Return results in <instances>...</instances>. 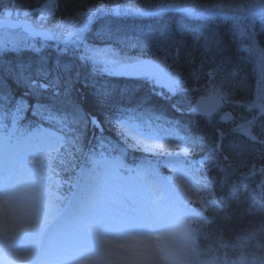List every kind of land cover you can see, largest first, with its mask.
I'll return each mask as SVG.
<instances>
[{"label": "trees", "instance_id": "obj_1", "mask_svg": "<svg viewBox=\"0 0 264 264\" xmlns=\"http://www.w3.org/2000/svg\"><path fill=\"white\" fill-rule=\"evenodd\" d=\"M43 2L0 0V17H7L3 15L6 9L13 10L10 18H25L39 26L37 13L27 16L24 13L37 9ZM254 2L261 0H59L58 10L44 21L47 27L73 17L80 20L76 13L105 5L94 13L83 33L89 46L104 52L97 57L96 64L82 61L83 46H78L74 38L63 41L67 32L73 30L71 27L58 31V38L51 42L30 38L20 30L0 31V96L6 98L0 100V108L5 114L11 113L17 99L23 97L29 105L39 101L50 106L69 121L76 105L101 120L109 112L113 119L122 116L128 128L135 120L148 129H157L160 134L172 130L176 148L201 164L194 167L196 177L192 185L201 214L188 259L193 264H260L264 260V171H261L264 144L233 131L245 121H253V134L264 129V116L259 109L247 107L249 103H259L258 96L264 94V56L261 55L264 52V10L232 11ZM161 4L176 7L159 13L143 12ZM216 5H222L223 12L216 10ZM185 6L197 11L211 8L214 14L188 16L180 10ZM240 21L245 24L242 29L250 30V36L240 38L234 27V23L240 25ZM142 58L155 60L166 72L179 73L186 91L170 96L166 86L160 82L154 84L152 79L109 76L93 71L94 67H102L105 59L128 63ZM65 65L69 70H65ZM22 78L41 83L58 80L59 87L42 91L38 96L31 95ZM214 88L227 93L229 102L209 123L189 109L194 106L195 98L213 92ZM105 89L109 96L107 104L101 105L97 92ZM159 92L169 98L156 95ZM117 108L130 111L117 112ZM224 109L234 114L228 123L219 118ZM149 119L151 125L147 123ZM20 120L31 126H51L65 137V145L58 155L53 154L55 159L44 170H57V175L69 181H62L60 190H69L77 175L76 167L83 164L78 148L85 152L92 148L99 130L90 124L86 128L80 125V139L74 145L71 141L75 133L60 131L55 123L34 116L31 107ZM69 127L76 126L69 124ZM103 134L123 150L122 158L128 164L144 160L142 139L129 132L125 141L112 124H104ZM180 134L183 140L178 138ZM193 140L199 142L193 143ZM137 141L140 146H133ZM156 163L162 173H168L160 159ZM253 165L255 172L250 174ZM200 190L207 204L200 203ZM249 236L251 240L247 239ZM253 255L258 259H253Z\"/></svg>", "mask_w": 264, "mask_h": 264}, {"label": "snow or ice", "instance_id": "obj_2", "mask_svg": "<svg viewBox=\"0 0 264 264\" xmlns=\"http://www.w3.org/2000/svg\"><path fill=\"white\" fill-rule=\"evenodd\" d=\"M176 7L172 4H161L155 9V12H162L165 8ZM59 8V0H44V2L35 10H30L24 14L30 15L37 13L40 18V24L36 28H31L33 35L44 36L49 39H57L58 31H65L68 27L73 30L67 32V38H74L78 46H83V54L80 56L82 61H92L97 63V57L104 52L103 49L89 46L85 40L83 33L87 30L88 24L98 10L105 8L104 4L96 5L94 8H87L84 11L76 13L75 17L68 20L58 22L57 24L47 27L44 24L49 17L53 16ZM215 9L223 12L222 5H216ZM257 9H264V0L261 2H254L249 5H241L239 8L232 9L233 12L253 11ZM188 16L205 17L214 14L211 8H202L199 11L189 8L187 6L180 9ZM18 14V13H17ZM227 15V13H224ZM4 16L11 17L13 10H5ZM183 26H181L182 28ZM237 31L239 28L237 26ZM252 51V49H248ZM264 56V52H261ZM102 67H94V72L107 74L109 76H130L134 78L152 79L154 84H159L155 77L149 76L144 71L142 63H125L118 59H105L102 61ZM65 70H69L65 65ZM47 74H45L46 76ZM168 82V92L170 96H175L177 93L186 91L184 88V80L179 73H165ZM30 90L31 95H40L42 91H49L53 88L59 87L58 80H49L41 83L38 80H31L29 78H22ZM216 99L224 103H228V94L221 93L217 89H213ZM60 95L59 92L56 93ZM68 89L65 88L64 95L67 96ZM156 95L168 99L163 92L156 93ZM109 92L105 89L97 92L98 102L101 105L107 104L106 98ZM6 99L0 96V100ZM259 103L252 102L247 105L251 109H259L261 116H264V94L258 96ZM203 100L197 101L193 107L189 109L190 112L199 115L206 119L209 123L212 121L213 115L221 108V104L217 103L211 107L204 108ZM31 107L33 115L38 116L41 120H46L50 124L58 125L59 130H67L75 133L74 139L71 141L74 145L78 144L80 139L79 126L83 125L85 128L90 124L93 128L98 129L100 135L97 138L96 144L88 151H81L83 158V165L81 167L80 176L84 180V185L80 194L77 195L75 206L70 209L67 214L70 220V229L65 234V243L62 246V254L64 257L63 264H79L82 256L94 250L93 232L95 230L102 231H158L165 230L174 226H181L187 228L183 224V220L193 216L192 207L184 201L181 197L175 195H166L174 192V178H164L159 176L151 166H140L134 170L133 175L122 176L121 169L125 167L122 163L123 150L117 148L112 144L111 140L104 136V124H112L118 130V136L125 141L128 139L131 129L127 127L126 121L123 117L113 119L111 113L105 114L103 120L98 119L96 115L84 112L81 108L73 105L71 120L68 117L58 115L53 109L43 103L37 101L33 105H29L27 101L21 97L17 99L15 109L11 113L5 114L0 108V127H4L2 121L8 119L9 116L13 122V128L8 135L0 137L5 143L8 142L9 137L13 136L18 130L15 128L16 121L21 119L22 114ZM175 107V105H173ZM117 112L130 111L129 109L117 108ZM179 111V109H177ZM231 114L226 113L221 116V120L231 119ZM160 119V117H156ZM151 119L147 121L151 125ZM172 123V122H169ZM178 123V122H177ZM69 124L76 127H69ZM253 121H245L243 124H238L233 131L240 132L248 137L249 140L264 144V139H258L259 136H264V129L257 134L252 132ZM141 132L140 129H136ZM19 136L15 137V155L12 166L6 167L0 173V195L5 200H11V193L15 192L23 184H37L43 185L45 177L37 175V165L41 171L45 169L51 161L55 159V154L58 153V145L65 143V137L59 131L52 129H44L40 126L33 131L19 130ZM221 136L224 134L221 133ZM135 139V137H133ZM184 138L181 137V140ZM193 143H198V140H193ZM133 146H140L137 141ZM145 151H154L155 147L144 145ZM99 149V151L97 150ZM116 153V155H113ZM29 157H32L29 160ZM227 159V157H225ZM133 172V169H128ZM261 171H264L262 169ZM255 165L250 169V174H254ZM178 174L183 175V170ZM112 191L115 190L119 195L104 198H98L96 189L99 186ZM51 196V194H48ZM156 196L157 199H153ZM36 200L42 203L45 211L50 215H55V205L51 199L45 200L44 197L37 195ZM202 204H207V201H200ZM79 225V226H76ZM247 239L251 240L249 236ZM5 245V251H7ZM167 252V250H165ZM43 253H38L35 257L37 264H43ZM246 258V257H242ZM253 259H258L253 255ZM260 264H264L261 260Z\"/></svg>", "mask_w": 264, "mask_h": 264}, {"label": "rangeland", "instance_id": "obj_3", "mask_svg": "<svg viewBox=\"0 0 264 264\" xmlns=\"http://www.w3.org/2000/svg\"><path fill=\"white\" fill-rule=\"evenodd\" d=\"M237 26L239 28L238 33L244 36L245 30L242 29L241 25L237 24L236 27ZM64 39L67 40L68 38ZM6 41H8L7 38ZM13 41L16 42L17 40ZM158 80L168 86L167 77L165 75L162 74L158 77ZM131 126H129L131 129L130 133L142 139L145 145L158 146L155 147L154 151L148 152L159 154L163 157L164 164L170 171L171 176L164 177L157 172L154 162L147 161L144 165L140 166L147 167L150 165L159 176L174 178L179 188L185 190L186 195L192 196L193 189L191 188L189 176L193 179L195 173L191 167L180 163L184 160V157L180 155L169 137L165 135L158 137L153 133L152 129L147 131L145 126ZM136 129H140L143 134L137 132ZM19 134L20 133H17L10 138V142L6 146V152H3L5 148L3 146L4 141L0 139V151H2L0 152V170L12 166L15 155V137L19 136ZM60 146L61 145L57 146L58 149ZM10 157H13V160ZM31 159L32 157H29V160ZM180 170H183V175L178 174ZM38 174L41 173L37 165V175ZM120 174L122 175L121 172ZM133 174L134 169L133 172H130V175ZM122 176L126 177L129 175ZM83 185L84 180H81V182L74 187L75 193L72 195L73 207L75 206L77 195L82 191ZM48 194L49 191H47L45 183L43 185L29 183L21 185L15 192L11 193L12 199L10 201H5L0 198V264H37L35 257L38 253H35L30 243L36 241L40 233L45 237L43 240V249L40 252L43 253V264H63L64 257L62 254V246L65 243V234L69 230L65 228V225H62V232L60 231V227L53 225L58 221L56 214L59 211V206L54 200H51L55 205L56 214L54 218H52L53 215L45 211L42 203L37 202V195L44 197L45 200L51 199ZM96 194L98 198L119 195L115 190L109 191L102 185L97 187ZM166 195L179 196L190 204L187 198L180 195L178 188L173 193ZM183 224L188 227L184 228L177 225L158 231L95 230L92 237L93 242L99 244V250L104 254L105 258L99 260L95 255H87L84 259L79 261V264H191L184 256L193 239L189 217L183 220ZM20 228L30 230L32 234L31 237L22 240L18 233ZM53 228L56 229L55 232L51 230ZM154 237L161 238L162 243L165 244L164 246L170 251L169 256L163 257L161 255L162 252L160 250L158 251L159 246L155 243ZM54 240L59 242V244L52 245ZM5 245H7V251H5Z\"/></svg>", "mask_w": 264, "mask_h": 264}, {"label": "water", "instance_id": "obj_4", "mask_svg": "<svg viewBox=\"0 0 264 264\" xmlns=\"http://www.w3.org/2000/svg\"><path fill=\"white\" fill-rule=\"evenodd\" d=\"M146 13H148V11H146ZM10 28V29H16V28H22L26 33H28L31 36L34 37H38L42 40H52L49 38H45L44 36H39V35H33L32 32L30 31V27L31 28H35L31 23H29L26 20H21V21H16V20H0V29L2 28ZM142 63L144 65V71L146 73L149 74V76L155 77L158 75V73L160 72V68L158 67L157 63L151 59H143L140 61H135L132 62L130 64H134V63ZM203 100L204 103L202 104V107L204 108H208L211 107L217 103L221 104V106L223 105L222 101H219L216 99L215 94L211 93L208 94L206 96H200L197 101ZM195 102V103H196Z\"/></svg>", "mask_w": 264, "mask_h": 264}]
</instances>
